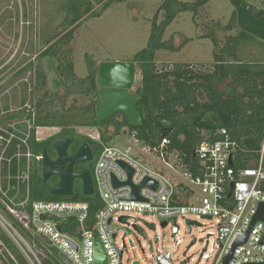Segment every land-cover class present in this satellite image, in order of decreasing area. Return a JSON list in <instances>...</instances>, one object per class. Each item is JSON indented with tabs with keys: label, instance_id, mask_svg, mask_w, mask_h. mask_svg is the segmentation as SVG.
Returning <instances> with one entry per match:
<instances>
[{
	"label": "built area",
	"instance_id": "2783aa9c",
	"mask_svg": "<svg viewBox=\"0 0 264 264\" xmlns=\"http://www.w3.org/2000/svg\"><path fill=\"white\" fill-rule=\"evenodd\" d=\"M22 122L29 124L28 131L20 127ZM3 123L0 118V264H22L18 254L28 264H44L48 257L58 264H68L67 260L94 264L97 240L106 250V264H178L186 235L191 237L183 251L187 264H201V260L224 264L231 253L228 264H264V220H254L264 203V137L260 161L237 170L230 160L233 162L238 144L223 128L219 139L202 141L196 148L194 172L177 151L181 171L170 164L174 151L168 148V138L149 145L132 130L128 135L135 147L103 144L97 155L92 176L101 207L92 215L87 201L31 200L30 182L38 158L28 140L33 124L21 120L2 127ZM89 128L87 136L102 142L100 130ZM151 156L163 159L178 182L152 168ZM120 162L134 169L131 184L126 183L129 173ZM146 178L157 186L141 187L140 199L128 198L134 185ZM182 183L187 190L179 192ZM150 215L158 217L161 228L170 229V244L165 233L153 237L146 233L144 224ZM189 220L194 221L191 231ZM204 226L209 228L207 245L195 260L187 255L198 243L193 228ZM246 235V241L237 244Z\"/></svg>",
	"mask_w": 264,
	"mask_h": 264
},
{
	"label": "trees",
	"instance_id": "16d2710c",
	"mask_svg": "<svg viewBox=\"0 0 264 264\" xmlns=\"http://www.w3.org/2000/svg\"><path fill=\"white\" fill-rule=\"evenodd\" d=\"M120 1L124 0H104L99 10L92 0L62 1L66 13L64 22L69 25L40 41L42 51L37 57H49L56 61L55 72L61 78V85L66 88L63 95L47 90L48 75L41 63H36L37 57L24 61L21 66L20 73L31 72L35 86L43 94L35 102L33 111L26 108L16 114H6L4 118H25V121L33 124L28 139L33 153L41 157L45 151L49 153L47 143L61 136H74L77 127H96L100 130L102 142L83 136L98 153L103 144L109 145L113 137L136 130L139 138L149 145H156L163 138H168L169 150L177 151L197 172L196 148L202 141L219 139L221 129L225 128L238 144L233 158L234 167L239 170L257 164L264 137V57L260 56L264 53V41L239 28L236 10H233L226 29H237V32L227 35L224 41L212 36L215 50L211 69L193 63H175L160 68L156 63L158 51L181 50L188 43V39H185L177 46L171 39L164 40L165 31L176 16L183 11H191L196 16L209 0H163L159 6L152 20L147 46L137 52L132 60L140 70V80L133 92L138 97L137 109L141 112L142 124L130 125L124 112L115 113L102 123L97 122L101 89L97 81L98 66L89 60L87 75L79 77L71 56L72 48L67 46L85 20L100 16L114 2ZM247 5L252 8L248 2ZM161 12L164 17L159 20ZM253 46L259 48L258 57L248 58ZM26 91L25 87L23 103L27 100ZM94 91H98V97L88 105L66 107L69 96L90 95ZM57 101L62 104L60 109L54 106ZM106 124L114 129L109 136L102 131ZM28 126L27 122L20 125L24 131H28ZM44 126L60 127L61 130L48 139L37 140L36 128ZM204 131L209 134L205 135ZM23 149L26 150V147L23 146ZM41 173L42 161H36L30 182L31 200L87 201L92 215L101 207L96 195L83 194L81 185L77 186L72 196H55L51 194V189L43 190L40 186L43 182ZM184 190L187 187L182 183L178 191ZM18 256L22 264H28L23 255ZM44 264L58 263L48 257L44 259Z\"/></svg>",
	"mask_w": 264,
	"mask_h": 264
},
{
	"label": "rangeland",
	"instance_id": "374dc122",
	"mask_svg": "<svg viewBox=\"0 0 264 264\" xmlns=\"http://www.w3.org/2000/svg\"><path fill=\"white\" fill-rule=\"evenodd\" d=\"M63 0H0V118L6 114L19 113L22 110L35 109V102L43 94L35 86L33 74L29 71L23 72L16 78L20 72L24 61L34 59L42 51L40 41L53 33L60 32L68 26L64 22L66 13L63 10ZM95 7L99 10L104 0H92ZM163 0H124L114 2L100 16L85 20L74 34L73 41L67 46L72 48V59L75 65L76 74L79 77H85L88 73V62L92 60L96 66L102 62H132L134 55L145 48L148 44L152 20ZM248 4L262 9L264 0H247ZM234 7L229 0H209V2L199 9L195 16L191 11L180 12L172 23L167 27L164 40H173L178 46L185 39L188 43L177 51L161 50L157 52L156 63L160 68L168 67L175 63H193L201 65L204 69L213 67L214 42L212 36L224 41L225 37L235 30H228V25ZM164 17V13L159 14V20ZM251 54V55H250ZM259 48L253 46L250 49L248 58L258 57ZM260 56L264 57V53ZM36 63H41L48 75L47 90L57 92L63 95L66 92L64 85H61V78L55 72L56 61L52 58H36ZM136 85L140 80V70ZM26 87L27 100L22 102L24 88ZM100 88V87H99ZM98 91L90 95L75 94L67 98L66 107L85 106L94 99H97ZM54 106L57 109L62 104L57 101ZM5 110L7 113H5ZM3 119V118H2ZM25 118L15 120L3 119L5 123L1 126L6 127L13 122H19ZM110 128V129H109ZM80 131L86 135L90 133V128L80 127ZM59 127L44 126L39 129V137L44 139L49 137ZM111 125L106 124L102 131L106 136L113 133ZM205 135L209 133L204 131ZM108 144L126 147L133 144L128 133L122 132L115 136ZM133 147L135 145L133 144ZM98 155V152H97ZM178 153L171 152L169 162L178 167L181 171L182 166L178 164ZM150 166L161 170L167 177H173V169L165 161L157 156H151ZM36 166V163H34ZM91 170L93 168H90ZM178 177V175H176ZM174 179V177H173ZM180 179V178H178ZM178 182L177 179H174ZM83 187L82 182L79 184ZM179 189V188H178ZM71 201V200H68ZM146 233L153 237L155 234H166V243L172 242L169 228H161L160 220L156 215L146 217ZM148 222L155 223L154 225ZM209 231L207 227H194L193 235L198 239V243L193 245L187 253L195 260L200 259V252L207 245L205 237ZM203 241H200L202 240ZM191 237L185 236L184 244L181 247L182 255L178 264H187L184 262L185 251L190 243ZM193 262V261H191ZM202 261L201 264H207Z\"/></svg>",
	"mask_w": 264,
	"mask_h": 264
},
{
	"label": "water",
	"instance_id": "95a60500",
	"mask_svg": "<svg viewBox=\"0 0 264 264\" xmlns=\"http://www.w3.org/2000/svg\"><path fill=\"white\" fill-rule=\"evenodd\" d=\"M229 2L237 12V23L239 28L264 41V14L260 15L261 11L256 7L250 9L247 5V0H229ZM137 74V66L134 62L107 61L102 62L98 66L97 81L101 88L99 91V101L97 103L98 123H102L115 113L124 112L130 125L139 126L142 124V115L137 109L138 97L133 92ZM70 143L71 139H63L56 142L55 146L59 155L57 160H52L45 151L43 155L44 180L47 181L54 174L59 175L61 181L52 189L51 194L55 196H72L74 193V180L76 178H81L83 194L86 196L94 195L95 189L91 171L75 173L73 169L76 164L90 161L92 159V151L90 147L85 144L79 149L75 156L70 157L67 151ZM66 162L69 163L67 168L58 171V167L63 166ZM120 164L129 173V180L126 183L131 184V177L134 173V169L124 162H120ZM230 164L233 165L232 160H230ZM115 184L118 185L119 183L115 181ZM144 186L155 188L157 183L150 178H146L141 184L134 185V192L128 198L140 199L139 189ZM233 190L234 184H232L229 196L232 195ZM258 219L264 220V203L261 204L260 210L254 220L256 221ZM193 222L192 220L188 221L189 231H191V224ZM165 225L166 223H163V226ZM247 236L248 235L242 240H238L237 244L244 243ZM231 257L232 253L225 258L224 264H228ZM107 260L108 256L106 250L101 241L97 240L94 264H106ZM67 263L73 264L70 260H67Z\"/></svg>",
	"mask_w": 264,
	"mask_h": 264
},
{
	"label": "flooded vegetation",
	"instance_id": "af4514ba",
	"mask_svg": "<svg viewBox=\"0 0 264 264\" xmlns=\"http://www.w3.org/2000/svg\"><path fill=\"white\" fill-rule=\"evenodd\" d=\"M250 6H252V5H250ZM253 7L254 6H252V8ZM258 10L261 11L260 15H262L263 14V8L262 9H258ZM20 75H21V73L18 72V75H16V78L19 77ZM7 111H9V110H5L4 112L7 113ZM2 118L4 119V117H2ZM79 128L80 127H77L76 128V134L74 136H71V135L61 136V137H59V138H57L55 140H52L51 142L47 143L46 145L49 147V153L48 154H49V156H50V158L52 160H57L59 155H58V152H57V149H56L55 144H56V142H58L60 140H63V139H71V143H70V145L68 147V150H67L68 151V156H70V157L75 156L77 154V152L79 151V149L83 145L87 144L90 147L91 151H92V159L90 161L82 162V163H79V164L74 165L73 169H74L75 173H82L84 171H91V173H92L93 172V169L91 170L90 168H93L94 165H95V162H96V159H97V151H96V149L94 147H91L88 143H86V141H85V139L83 137L86 134L83 133L82 131H80ZM60 130H61V128L59 127V130L58 131H55L49 137H51L54 134L58 133ZM49 137H46L44 139H41L40 138V140H45V139H48ZM40 161H42V173H41V176L43 178V182L41 183L40 186L45 191H47L48 189H51V191H52V189L54 187H56L60 183L61 178H60L59 175L54 174L47 181H45L44 180V168H43V156L42 157L41 156H38L37 162H40ZM68 165H69V163L66 162L63 166H59L58 167V171H62L64 168H67ZM81 182H82V179L81 178H76L74 180V188H73L74 193L76 192L77 186H79V184Z\"/></svg>",
	"mask_w": 264,
	"mask_h": 264
},
{
	"label": "crops",
	"instance_id": "0c3cea01",
	"mask_svg": "<svg viewBox=\"0 0 264 264\" xmlns=\"http://www.w3.org/2000/svg\"><path fill=\"white\" fill-rule=\"evenodd\" d=\"M40 128H41V127H40ZM40 128H39V129H40Z\"/></svg>",
	"mask_w": 264,
	"mask_h": 264
}]
</instances>
